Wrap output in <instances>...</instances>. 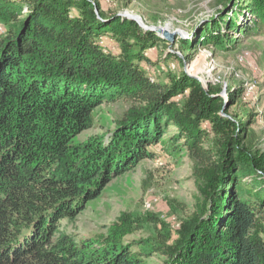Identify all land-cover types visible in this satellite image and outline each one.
Here are the masks:
<instances>
[{"label":"trees","instance_id":"trees-1","mask_svg":"<svg viewBox=\"0 0 264 264\" xmlns=\"http://www.w3.org/2000/svg\"><path fill=\"white\" fill-rule=\"evenodd\" d=\"M232 1L231 17L219 11L177 39L182 58L174 43L161 63H190L203 46L226 51L239 43L231 32L264 34V0H222L223 11ZM159 41L96 0H0V264H143L155 254L163 264H264V149L254 115L229 112L243 87L225 101L220 85L162 66L161 84L145 68ZM118 100L130 105L113 130L79 142L93 113ZM162 144L193 165L189 216L173 226L122 212L90 239L61 230ZM147 226L154 236L126 241Z\"/></svg>","mask_w":264,"mask_h":264},{"label":"rangeland","instance_id":"rangeland-1","mask_svg":"<svg viewBox=\"0 0 264 264\" xmlns=\"http://www.w3.org/2000/svg\"><path fill=\"white\" fill-rule=\"evenodd\" d=\"M96 1L105 13H117L122 18L127 15L138 16L145 26L166 29L176 34L172 42L159 41L157 48L148 51L152 59L150 62L152 67H145L146 71L152 73L150 75H157V81L161 84H168L169 80L167 71L159 72L162 66L164 70L170 72H184L186 76L200 82L204 88L210 84L220 85L221 97L225 101L227 89L234 90L242 86L244 90L242 97L229 112L237 113L243 121L247 119L245 117L247 112L254 115V121L249 128L252 132L251 137L254 145L264 149L263 33L238 36L237 33L231 32L237 36L239 43L226 51L213 46H203L192 52L190 63L185 61L181 63L173 56L161 63L167 47L174 43L172 54L174 52L182 58V54L176 49L179 42L177 39H191L198 26L217 15L219 11L222 12L221 15L231 17L229 8L233 7V1L224 11L222 0ZM243 6L244 3L241 7ZM239 10L241 13H247L245 8ZM103 43L105 42L102 41L101 44ZM144 66L146 63L142 65ZM129 105L130 103L125 100L102 104L93 113L92 127L77 137V140L82 142L90 137L108 135L113 130L115 121L123 115ZM173 132L170 128L165 138ZM161 147L153 149L152 159L143 160L132 171L112 179L97 199L86 204L83 212L75 220L63 221L61 230L74 239H90L104 234L107 227L122 212L154 214L173 226L177 216L182 218L189 216L193 211L197 195L192 176L193 165L185 152H171V148L163 144ZM151 235L154 236L153 227L147 226L127 237L126 241L136 242ZM143 264H163V260L155 254Z\"/></svg>","mask_w":264,"mask_h":264},{"label":"water","instance_id":"water-1","mask_svg":"<svg viewBox=\"0 0 264 264\" xmlns=\"http://www.w3.org/2000/svg\"><path fill=\"white\" fill-rule=\"evenodd\" d=\"M97 12V10H95ZM125 18H127L128 20H132L134 21L141 29L145 30V31H151L154 32L155 34H157L158 36H161L162 39L172 42L173 38L176 36L175 33H171L166 29H162V28H158V27H149V26H145L140 17L138 16H132V15H127ZM204 87V86H202Z\"/></svg>","mask_w":264,"mask_h":264}]
</instances>
